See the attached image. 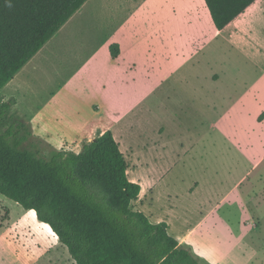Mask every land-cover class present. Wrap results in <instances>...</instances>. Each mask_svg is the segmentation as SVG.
I'll return each mask as SVG.
<instances>
[{
	"label": "crops",
	"instance_id": "crops-1",
	"mask_svg": "<svg viewBox=\"0 0 264 264\" xmlns=\"http://www.w3.org/2000/svg\"><path fill=\"white\" fill-rule=\"evenodd\" d=\"M99 3L100 0H89L74 17L78 19L85 12L92 16L94 24L104 23V11H97ZM99 13L103 16L101 17ZM106 14L107 28L111 35L101 45L102 49L104 52L110 51L113 44L120 47L118 59L114 60L111 57V61L122 70L121 81L125 87L144 90L141 103H146L153 95L164 92V89L169 87L172 102L199 116L209 134L222 128L238 104V138L235 141V148L238 150L236 189L238 214L241 216L240 232L243 246L246 248L245 253H250L251 261L263 262L261 254L264 252V49L259 47L258 38L259 34L264 32V0L257 1L223 31L215 27L205 0H133L129 4V9L121 2L111 4L107 2ZM134 15L143 21L144 26L141 29L130 25L129 20ZM138 52L144 55L143 62L134 59ZM87 60L89 59L81 62L78 71L90 62ZM237 60L238 81L235 82L232 76L236 74ZM35 62L29 66V71H26L28 63L18 73H23V80L20 87L10 91V94L26 88L29 92H35L30 81V75L33 77L34 72L39 71L33 69ZM133 69L138 70V73H133ZM227 78L231 80L228 81ZM26 81L28 83L25 88L21 85L26 84ZM31 98L35 101L37 96ZM32 99L28 100L30 105L28 113L35 132L58 148L66 143L80 144L82 140L91 139L106 131H112L119 143L122 137L116 131L117 125L124 123L123 130L129 132L135 127H140V139L136 145L144 152L134 155V148L131 145L126 149L138 162L140 175L142 167L153 168L148 170L147 177L141 175L153 183V186L148 188L141 186V194L145 190L149 192L156 190L172 172V169L167 168L162 156L153 158L145 152L148 148L152 150L156 146L151 136L152 124L145 121L137 126L129 117L132 113L131 108L113 109L110 116L87 121H81V113L77 112L74 118L68 121L66 116L62 115L47 116L46 110L51 107V100L48 104L40 100L33 106ZM20 103L18 100V105ZM99 110L98 108L97 111ZM198 187L199 183L191 187L193 198L198 195ZM198 207L201 208V205L198 204ZM217 209L219 206L213 207L208 216ZM25 211L26 214L13 228L15 233L29 222L37 230L43 231L46 238L26 241L29 243L27 253L11 257L8 264H76L70 254L68 256V249L60 243L50 226L40 222L34 210ZM144 214L151 221L152 217ZM157 220V223L153 224L165 222ZM165 223L168 224L170 231L173 225L168 221ZM192 232L182 240L177 239L181 247L184 248L187 244ZM194 257L196 258L195 255ZM197 260L201 262L200 258ZM0 264H4L1 257Z\"/></svg>",
	"mask_w": 264,
	"mask_h": 264
},
{
	"label": "rangeland",
	"instance_id": "rangeland-1",
	"mask_svg": "<svg viewBox=\"0 0 264 264\" xmlns=\"http://www.w3.org/2000/svg\"><path fill=\"white\" fill-rule=\"evenodd\" d=\"M131 1L133 0H100L97 11H104V16L99 13L104 19L101 24H94L92 16L85 12L78 19L74 17L75 20L73 18V22L71 20V23L28 64L26 71L40 58L33 65V69L39 71L34 72L33 77L30 75L31 86L35 92L27 90L26 81V84L21 85L26 89L9 93L20 87L23 73L18 74L13 83L0 92L3 102H15L12 108L13 121L1 129L5 131L11 124L16 127L19 122L29 124L33 137L23 144V150H34L33 147H37L46 155L48 147H52L80 153L85 143L91 142L101 134L84 139L80 144L66 143L61 148L56 147L37 134L30 122L28 100H31L32 96H37L35 101L32 99L33 106L40 100L47 104L52 101L51 107L46 110L47 116L62 115L66 116L68 121L73 119L77 112L81 113V121H87L110 116L113 109L131 108L129 117L137 126L145 121L152 124L151 136L156 146L152 150L148 148L145 152L153 158L162 156L167 168L172 169L164 183L156 190H145L141 194L133 203L135 210L150 215L152 223H157V219L170 222L173 227L169 233L176 239L182 240L193 231L184 248L190 250L197 259L200 258L201 264H264V252L261 254L263 262L251 261L250 253H245L246 248L243 246L240 232L241 216L238 214L236 189L238 150L235 148L238 138V104L222 128L209 134L199 116L172 102L169 87H166L164 92L153 95L146 103H141L144 90L128 88L122 84V70L111 61L110 51L104 52L101 46L111 35L107 28L106 3L121 2L129 9ZM134 19L138 21L135 22ZM129 21L131 26H138L139 29L144 26L137 15ZM258 40L259 47L264 49V32L259 34ZM84 59H89L87 61L90 62L78 71ZM134 59L141 62L145 60L142 52H138ZM236 65V74L232 76L235 82L238 81V60ZM132 72L138 73V70L133 69ZM18 100L21 102L19 105ZM123 124L117 125L116 131L122 137L119 144L126 154L129 179L143 188L153 186L152 181L141 177H147L148 170L153 168L142 167L140 175L138 162L133 158L135 154L144 152L136 145L140 139V127H135L129 132L123 130ZM38 140L45 142L46 146H42ZM129 145L134 148V155L126 149ZM197 183L198 195L193 198L190 190ZM216 206H219V209L208 216L210 210ZM25 214L22 206L0 195V257L4 264H8L13 256L27 253L29 243L26 241L46 238L43 231L37 230L29 222L15 233L13 228ZM248 229L250 230V227ZM33 236L35 237L32 238ZM67 254L69 256L68 252Z\"/></svg>",
	"mask_w": 264,
	"mask_h": 264
},
{
	"label": "trees",
	"instance_id": "trees-1",
	"mask_svg": "<svg viewBox=\"0 0 264 264\" xmlns=\"http://www.w3.org/2000/svg\"><path fill=\"white\" fill-rule=\"evenodd\" d=\"M89 0H0V92ZM259 0H205L213 23L225 30ZM111 57L120 55L117 44ZM14 100L0 98V195L50 226L76 264H200L133 203L142 188L112 131L85 143L80 153L21 147L31 126L13 121ZM42 146L46 143L38 140Z\"/></svg>",
	"mask_w": 264,
	"mask_h": 264
}]
</instances>
